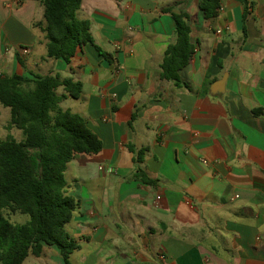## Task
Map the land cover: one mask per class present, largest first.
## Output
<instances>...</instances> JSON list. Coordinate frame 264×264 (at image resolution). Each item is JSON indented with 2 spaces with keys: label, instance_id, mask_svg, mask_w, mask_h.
Listing matches in <instances>:
<instances>
[{
  "label": "crops",
  "instance_id": "0c3cea01",
  "mask_svg": "<svg viewBox=\"0 0 264 264\" xmlns=\"http://www.w3.org/2000/svg\"><path fill=\"white\" fill-rule=\"evenodd\" d=\"M246 2L206 19L199 0H82L111 59L89 44L67 63L47 57L41 0H0V74L80 81L78 99L58 89L60 107L103 143L65 171L78 249L67 263L45 245L22 264H264V0ZM167 8L190 16L189 87L161 78Z\"/></svg>",
  "mask_w": 264,
  "mask_h": 264
},
{
  "label": "trees",
  "instance_id": "16d2710c",
  "mask_svg": "<svg viewBox=\"0 0 264 264\" xmlns=\"http://www.w3.org/2000/svg\"><path fill=\"white\" fill-rule=\"evenodd\" d=\"M41 2L44 20L39 25L48 41V58L69 63L78 51L91 44L111 59L95 44L90 21L78 18L82 0ZM199 2L206 19L219 15L221 0ZM245 5L246 15V0ZM164 12L171 14L175 31L161 65V78L189 87L182 82L180 71L195 53L190 16L172 8ZM17 61L24 65L19 55ZM61 87L78 99L83 84L59 74H0V104L10 110L6 129L16 128L23 134L22 140L9 133L0 141V264H22L29 255L41 256L45 245L57 246L68 263L79 247L66 230L79 204L67 193L65 171L77 155L99 154L103 143L82 116L60 107L66 97L58 93ZM140 176L144 182H152L143 173ZM5 211L27 215L29 220L13 223Z\"/></svg>",
  "mask_w": 264,
  "mask_h": 264
},
{
  "label": "rangeland",
  "instance_id": "374dc122",
  "mask_svg": "<svg viewBox=\"0 0 264 264\" xmlns=\"http://www.w3.org/2000/svg\"><path fill=\"white\" fill-rule=\"evenodd\" d=\"M21 68V67H19ZM22 69L20 73H22ZM10 120V110L8 108H5L0 104V141L5 139L9 133H11L13 136H15L18 140L21 139L22 132L18 129L12 128L10 131L6 129L7 124ZM5 215L10 219L13 223H25L29 220V217L24 214L20 213H10L9 211H5Z\"/></svg>",
  "mask_w": 264,
  "mask_h": 264
},
{
  "label": "built area",
  "instance_id": "2783aa9c",
  "mask_svg": "<svg viewBox=\"0 0 264 264\" xmlns=\"http://www.w3.org/2000/svg\"><path fill=\"white\" fill-rule=\"evenodd\" d=\"M115 45H116V47H117L118 49H122V48L124 47V42H123V41H122V42H118V43H116ZM22 52H23V53H27V50H26V49H22ZM204 162H206V161H204Z\"/></svg>",
  "mask_w": 264,
  "mask_h": 264
},
{
  "label": "water",
  "instance_id": "95a60500",
  "mask_svg": "<svg viewBox=\"0 0 264 264\" xmlns=\"http://www.w3.org/2000/svg\"><path fill=\"white\" fill-rule=\"evenodd\" d=\"M222 84H223V82H222Z\"/></svg>",
  "mask_w": 264,
  "mask_h": 264
}]
</instances>
